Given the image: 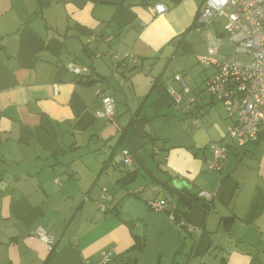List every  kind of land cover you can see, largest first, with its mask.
Listing matches in <instances>:
<instances>
[{"label":"crops","instance_id":"1","mask_svg":"<svg viewBox=\"0 0 264 264\" xmlns=\"http://www.w3.org/2000/svg\"><path fill=\"white\" fill-rule=\"evenodd\" d=\"M126 1L0 0V264H92L109 250L108 264L137 263L116 262L145 245V226L121 212L131 189L152 182L137 162L119 166L137 120L152 144L155 176L186 181L191 195L217 192L210 201L199 196L208 210L203 224L187 220L201 231L183 229L173 263L264 264V125L259 142L233 149L224 172L208 167L209 144L230 141V121L222 102L201 98L208 75L192 68L208 52L197 18L203 0ZM157 1L165 13L152 12ZM180 50L194 57L169 76ZM163 59L159 73L152 66ZM70 61L89 71L72 73ZM177 72L197 102L187 107L186 96L172 110L171 89L182 92ZM102 93L115 100L113 119L99 114ZM163 189L159 196L168 192L188 213L193 204ZM151 194L134 196L146 205ZM37 225L52 236L51 248L32 233Z\"/></svg>","mask_w":264,"mask_h":264},{"label":"built area","instance_id":"2","mask_svg":"<svg viewBox=\"0 0 264 264\" xmlns=\"http://www.w3.org/2000/svg\"><path fill=\"white\" fill-rule=\"evenodd\" d=\"M150 8L155 14H162L168 10L164 2H154ZM220 17L225 19L223 23ZM198 21L204 29V39L208 45V52L197 56L199 64L204 68H214L204 83L205 90L212 100L222 102L230 121L227 129L229 142L212 141L209 144L211 156L208 167L211 170L224 172L233 149L246 146L260 140L261 126L264 125V0H203L198 11ZM125 59L130 63L137 62L133 52H127ZM67 68L76 75H85L89 67L78 65L72 61ZM181 85L182 92L171 89L176 103L183 104L187 96V107L197 102L192 94V88L182 72L174 75ZM103 108L101 116L113 119L115 116V100L112 96L102 93ZM199 124V119L193 121ZM158 151V148H154ZM124 160L120 167H131L136 161L129 148L123 150ZM57 182V180H55ZM152 190V194L145 198L150 210L164 212L168 219L182 231L198 230L190 223L185 215L179 211L180 205L166 192L159 196L164 189L158 185L138 186L130 190L137 194ZM106 200H112L106 187L102 190ZM216 191L200 190L198 195L208 201L217 194ZM98 207L106 212L108 206L100 202ZM50 248L53 238L41 225L32 231ZM112 260V251L104 252L101 261L92 264H108Z\"/></svg>","mask_w":264,"mask_h":264},{"label":"water","instance_id":"3","mask_svg":"<svg viewBox=\"0 0 264 264\" xmlns=\"http://www.w3.org/2000/svg\"><path fill=\"white\" fill-rule=\"evenodd\" d=\"M103 1L107 2L109 0ZM110 1L119 2V0ZM139 1L140 0H128L125 4H135ZM132 118L133 120L136 119L135 117ZM143 127L144 124L137 120L136 126H134L127 140V146L133 153L139 167L152 181L147 186L150 187L153 183H156L174 193L188 204H193L186 217L189 221L201 226L208 210L200 203L201 198L199 196L189 194V184L179 178L164 181L155 176L153 170L145 164L143 153L146 151L147 142H144L145 135L143 130H140ZM68 170L69 169L66 168L64 171L67 172ZM4 181H7L6 176L4 177ZM184 184L186 186H184ZM134 195L135 194H132L123 201L121 204V212L131 215L136 225L145 226V245L142 249L131 250L121 255L116 262H120L126 258H133L137 260L136 264H158L159 260L164 258L166 264H173L176 254L182 248V230L173 224L164 212L150 210Z\"/></svg>","mask_w":264,"mask_h":264},{"label":"rangeland","instance_id":"4","mask_svg":"<svg viewBox=\"0 0 264 264\" xmlns=\"http://www.w3.org/2000/svg\"><path fill=\"white\" fill-rule=\"evenodd\" d=\"M220 20L224 23L225 22V19L224 18H222V17H220ZM199 36H200V33H199ZM205 48V45L203 46V45H201V47H200V49H204ZM205 50V49H204ZM192 56L194 57V55L192 54ZM192 56L191 55H184V53H183V51L182 50H180V52H178V54H177V56H175V58L173 59V62H172V64H171V67H169V70H168V75L170 76L171 74L173 75V72L172 71H174V69H177L178 67H180V65H182V64H184L185 62H187V61H189V60H191V58H192ZM183 57L185 58V59H183ZM175 60V61H174ZM145 65V64H144ZM142 66V67H146L145 69L147 70L146 72H148L149 71V68H147V66L145 65V66ZM179 65V66H178ZM163 67H164V59H163V61L162 62H159L158 63V61L156 62V61H154V64H153V66H152V68L153 69H155L156 71H158L159 73L162 71V69H163ZM192 68H195L194 69V72L195 73H197L198 74V77H202V78H204L206 75H210L212 72H213V70H211V69H206V68H204V67H201L197 62H194L193 63V65H192ZM196 74V75H197ZM172 77V76H171ZM180 91V90H179ZM202 94V96H201V98L202 97H205L206 99H207V101H210L211 100V97H210V95H209V93H206V92H204V93H201ZM177 104L178 103H174V102H172V104L171 105H173V106H171V109L173 108V109H176V106H177ZM218 104H220V103H218ZM123 105H125V110H126V112H125V114L127 115V116H130V109H129V106L127 105V104H125V100H123ZM132 105V104H131ZM178 106H181V104L180 105H178ZM221 106H223V105H221ZM132 108H134V106L132 105ZM223 108V107H222ZM172 109V110H173ZM225 110V109H224ZM226 112V111H225ZM226 115H227V113H225ZM153 152H152V144H149V143H146V151L143 153V155H144V157H145V163H146V165L148 166V167H154V169H157V167L154 165L155 164V161H154V159H153V154H152ZM111 192L112 191H114L113 190V188H111V190H110Z\"/></svg>","mask_w":264,"mask_h":264},{"label":"trees","instance_id":"5","mask_svg":"<svg viewBox=\"0 0 264 264\" xmlns=\"http://www.w3.org/2000/svg\"><path fill=\"white\" fill-rule=\"evenodd\" d=\"M139 111V110H138ZM138 114V113H137ZM137 114H133V115H137ZM135 120H131V122H130V125L134 122ZM180 205V209H179V211H180V213L182 214V215H185L186 216V214H187V209H188V206L187 205H185L183 202H182V204H179ZM53 252V248L50 250V254ZM158 264H162L161 262H159ZM174 264V263H173Z\"/></svg>","mask_w":264,"mask_h":264}]
</instances>
